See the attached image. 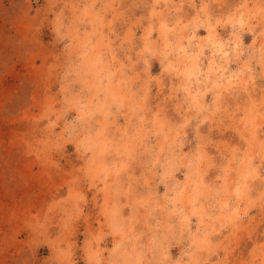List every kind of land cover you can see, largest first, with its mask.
I'll return each mask as SVG.
<instances>
[{
	"label": "clouds",
	"instance_id": "9594fccd",
	"mask_svg": "<svg viewBox=\"0 0 264 264\" xmlns=\"http://www.w3.org/2000/svg\"><path fill=\"white\" fill-rule=\"evenodd\" d=\"M0 264H264V0H0Z\"/></svg>",
	"mask_w": 264,
	"mask_h": 264
}]
</instances>
